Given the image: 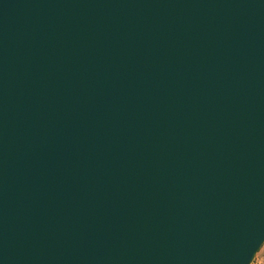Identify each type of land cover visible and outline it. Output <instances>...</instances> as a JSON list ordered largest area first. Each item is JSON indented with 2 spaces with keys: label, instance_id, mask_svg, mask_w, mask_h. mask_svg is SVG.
I'll return each instance as SVG.
<instances>
[{
  "label": "water",
  "instance_id": "water-1",
  "mask_svg": "<svg viewBox=\"0 0 264 264\" xmlns=\"http://www.w3.org/2000/svg\"><path fill=\"white\" fill-rule=\"evenodd\" d=\"M263 244L264 0H0V264Z\"/></svg>",
  "mask_w": 264,
  "mask_h": 264
},
{
  "label": "rangeland",
  "instance_id": "rangeland-1",
  "mask_svg": "<svg viewBox=\"0 0 264 264\" xmlns=\"http://www.w3.org/2000/svg\"><path fill=\"white\" fill-rule=\"evenodd\" d=\"M252 264H264V244L256 254Z\"/></svg>",
  "mask_w": 264,
  "mask_h": 264
}]
</instances>
